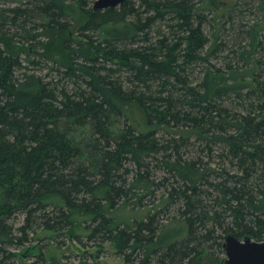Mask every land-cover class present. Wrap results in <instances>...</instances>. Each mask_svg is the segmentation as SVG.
Returning <instances> with one entry per match:
<instances>
[{"label":"trees","instance_id":"1","mask_svg":"<svg viewBox=\"0 0 264 264\" xmlns=\"http://www.w3.org/2000/svg\"><path fill=\"white\" fill-rule=\"evenodd\" d=\"M91 1L0 8V264H86L64 239L222 264L226 233L264 240V18L217 65L216 0Z\"/></svg>","mask_w":264,"mask_h":264},{"label":"rangeland","instance_id":"2","mask_svg":"<svg viewBox=\"0 0 264 264\" xmlns=\"http://www.w3.org/2000/svg\"><path fill=\"white\" fill-rule=\"evenodd\" d=\"M93 1L94 0L91 1V5ZM195 1L198 3L200 2V0ZM17 2L18 0H0V8L14 6ZM260 5L263 8L262 10L259 8ZM202 8L201 11L206 14L208 19V21L204 23V30L209 37V42L206 46L209 47L212 44L216 35L218 36L217 40L224 43L222 47L223 50L213 55L211 59L212 62L217 65L229 60V58L235 60L232 50H237L240 45L242 46L246 42L244 34L241 31L242 28H244L243 25L251 24L255 20H262L264 18V0H216V4L212 9ZM229 17L231 20L228 22L227 20ZM9 23L10 22H7V27L10 30L7 33L12 34L17 28ZM76 29L77 27L75 26L71 28L68 33L74 35ZM262 34L264 40V31ZM14 37L15 41L19 38L17 35ZM224 56L228 57L225 59ZM126 112L133 124H136V126L141 129L146 127L144 116L139 107L130 105L127 107ZM151 199V197L146 198V202L149 203L148 207L150 206ZM127 208L129 209V207H125V209ZM146 208L147 207L138 208V210L144 211ZM118 212L119 210L117 213ZM48 235L49 233L47 231H41L35 237L39 243L45 244L44 242L48 241V238L44 236ZM64 240L66 247L62 250L67 254L68 258H66V260L86 264H127L121 256L116 254L114 246L109 242L104 243L101 247H96L89 241L87 245L82 246L74 240ZM30 262L31 257H19L13 261L11 260L9 264H31Z\"/></svg>","mask_w":264,"mask_h":264},{"label":"water","instance_id":"3","mask_svg":"<svg viewBox=\"0 0 264 264\" xmlns=\"http://www.w3.org/2000/svg\"><path fill=\"white\" fill-rule=\"evenodd\" d=\"M124 0H94L93 9L116 7ZM222 249L225 259L222 264H264V240L257 241L250 236L239 238L228 232L223 237Z\"/></svg>","mask_w":264,"mask_h":264}]
</instances>
